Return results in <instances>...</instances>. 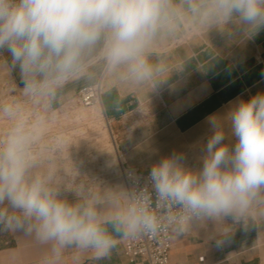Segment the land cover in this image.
Returning a JSON list of instances; mask_svg holds the SVG:
<instances>
[{"label":"clouds","instance_id":"9594fccd","mask_svg":"<svg viewBox=\"0 0 264 264\" xmlns=\"http://www.w3.org/2000/svg\"><path fill=\"white\" fill-rule=\"evenodd\" d=\"M213 30L242 41L264 30V0H0V61L22 87L0 103V231L47 247L43 264L69 249L107 257L121 240L221 225L217 246L264 221V91L206 117L199 167L181 153L128 184L60 177L62 135L50 136L58 100L86 82L149 92L174 73L171 47ZM86 178V179H84Z\"/></svg>","mask_w":264,"mask_h":264},{"label":"crops","instance_id":"0c3cea01","mask_svg":"<svg viewBox=\"0 0 264 264\" xmlns=\"http://www.w3.org/2000/svg\"><path fill=\"white\" fill-rule=\"evenodd\" d=\"M167 56L175 72L149 92L114 81L102 89L100 107L110 122L114 149L127 167L146 173L161 157L181 153L190 167L200 166L209 126L206 117L224 113L239 98L264 91V30L242 41L213 30L209 36H181ZM19 88L18 75L0 61V93ZM86 82L72 84L56 107L77 95ZM97 108V107H96ZM113 151V149H112ZM221 225H203L172 233L168 264H264V221L238 228L222 246L209 236ZM47 247L22 233L0 231V264H43ZM59 264H128L123 240L105 258L69 249Z\"/></svg>","mask_w":264,"mask_h":264},{"label":"built area","instance_id":"2783aa9c","mask_svg":"<svg viewBox=\"0 0 264 264\" xmlns=\"http://www.w3.org/2000/svg\"><path fill=\"white\" fill-rule=\"evenodd\" d=\"M181 40H177L178 44ZM11 91V90H10ZM10 91L6 94L0 95V103L5 102L11 95ZM102 89L97 88L95 85L82 87L76 96L71 98L68 103H76L83 108H96L100 107V97ZM64 104L61 106L64 107ZM74 111H67L56 109L51 127L50 136L62 135L65 150L73 149L75 143L82 141L84 145H93L94 148L101 152H105V139L108 141L113 149L112 158H102L99 160L100 166L96 170L95 175L89 177L98 182L113 185L117 183V179H121L123 184L129 183L127 173L134 169L125 166L117 157L114 149V138L110 127V122L106 118L104 112L99 110L98 113L92 114L86 120H80ZM93 148V149H94ZM62 152L59 153V161L61 165L69 167L78 164L74 159L62 158ZM69 152V151H68ZM140 175H147L140 173ZM172 233L168 232L161 234L159 237L141 236L137 238H130L123 240V252L128 261V264H168L172 250Z\"/></svg>","mask_w":264,"mask_h":264},{"label":"rangeland","instance_id":"374dc122","mask_svg":"<svg viewBox=\"0 0 264 264\" xmlns=\"http://www.w3.org/2000/svg\"><path fill=\"white\" fill-rule=\"evenodd\" d=\"M2 94H6V92L0 93V95ZM10 94H14L13 90L10 91ZM62 105L63 104L56 107V109L74 111L76 113V116L81 118L80 119L81 121L86 120L87 118L91 117L92 114H96L99 112L98 107L83 108L78 104L71 102L68 104H64V107L61 108ZM107 139L108 137H106L105 139V144H104L106 148L105 152L99 151L98 149L94 148V146L91 144H89V146H86L83 144L82 141H78L75 143L73 149L65 150V152H62V154L60 155H62V158L64 157L67 159H74L78 163L76 164V167L80 171L81 175H87L88 177H91L95 175L96 170L99 168L100 159L102 158L113 159L112 147ZM60 177L63 180V182L67 184L69 187H71L74 183L79 182L80 179L73 175L72 166L66 167L65 165H61ZM121 183H122L121 179H117L116 184H121Z\"/></svg>","mask_w":264,"mask_h":264}]
</instances>
